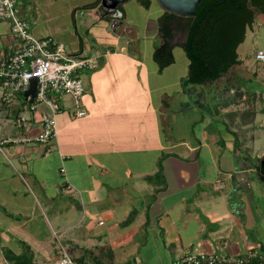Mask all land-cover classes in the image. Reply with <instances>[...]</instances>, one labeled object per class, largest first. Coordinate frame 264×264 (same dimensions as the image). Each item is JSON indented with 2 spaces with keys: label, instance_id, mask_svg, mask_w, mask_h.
<instances>
[{
  "label": "crops",
  "instance_id": "obj_1",
  "mask_svg": "<svg viewBox=\"0 0 264 264\" xmlns=\"http://www.w3.org/2000/svg\"><path fill=\"white\" fill-rule=\"evenodd\" d=\"M27 2L23 1L21 11L32 34L56 39L53 34H43L42 30L33 28L35 23L29 21L28 12H25ZM88 4L80 6L81 12H78L80 8L71 6L66 15L78 19L80 13L78 27L85 24V32L91 30L93 38L99 36L101 39L102 34L105 35V26H94L100 25L105 17H102L98 6L84 8ZM261 23L264 24V19ZM125 28L135 32L121 26L118 34L128 39L137 38L136 34L135 38L127 34ZM175 39L174 34L173 46L181 47ZM65 41L77 52H90L98 46L94 39L88 42L76 38ZM9 43L8 25L0 23V57ZM102 52L96 57L98 68L85 72V90L81 98L85 111L83 117L77 120L71 117L66 98V101L62 100L61 111L56 117L58 137L55 142L2 147L0 154L7 163L0 162V219H11L13 231H18V235L21 232L33 233L32 224L42 214L64 217L58 212L59 208L51 205L59 194L89 222L86 221L82 229L78 225L77 230L65 227L58 231L52 227L48 229L39 221L37 241L55 251L51 235L56 234L64 245L69 246L70 250L65 245L69 254L79 256L85 249L102 246L106 241L103 234L90 235L91 241L97 245L87 246L84 244L87 243L85 238H89L86 233L95 224L103 226L108 223L110 241L104 245H108L115 254L118 240L129 244V235H133L136 228L148 224L145 217L147 209L143 204L138 208L136 203L145 199L149 201L152 197L150 202L159 201L164 208V213L159 215L158 226L166 235L165 243L172 255L170 264H177L179 255L186 249L225 256L252 251L264 258V244H229L224 238L234 229L242 236L244 228L250 229L257 223L248 200L255 192V178L264 180V159L254 158L250 148L241 146L236 140V131L231 130L238 116L247 115V124L263 112L258 106L259 102H264V92L260 91L263 90V82L257 76V69L248 73L241 63L238 65L242 67L241 71L232 75L228 71L227 75L201 86L184 80L187 71L177 76L174 82H162L160 80L174 63L158 74L156 64L147 68L139 52L130 55L124 47L116 51L115 42L108 44ZM169 75L172 79L175 77L172 73ZM226 76L230 78L226 79ZM245 78L255 79L260 92L254 89L251 93L250 85L245 88L241 84ZM196 112H200L198 133L192 130L193 122L184 123L190 114ZM215 121L217 127L209 129ZM5 122L0 120L1 138L9 132ZM175 128H185V133L178 140L171 138ZM127 154L137 156L135 160L141 158V162L136 161L141 166L133 168L134 160H127ZM161 157L162 162H156ZM158 168L163 172L160 183L164 181L165 184L161 190L155 181H151ZM126 180L130 182L128 190L123 187ZM28 185L35 199H31L27 192ZM65 187L69 188L68 191L73 190L76 198L62 189ZM103 192H116L120 197L111 198L110 195L108 200L103 199ZM102 202L104 204L98 207ZM97 211H104L102 217L107 219L96 216ZM117 215L125 218L117 222ZM126 220L127 224L123 225ZM6 233L7 230L0 229V239L11 242ZM26 239L28 243L23 238L18 242L29 245L32 264H48V259L35 254L43 247L37 250L30 245L27 236ZM3 248L0 247V264H8L1 252ZM21 251L17 246L12 253L17 255ZM135 261L130 259L128 264Z\"/></svg>",
  "mask_w": 264,
  "mask_h": 264
},
{
  "label": "rangeland",
  "instance_id": "obj_2",
  "mask_svg": "<svg viewBox=\"0 0 264 264\" xmlns=\"http://www.w3.org/2000/svg\"><path fill=\"white\" fill-rule=\"evenodd\" d=\"M92 0H28L27 2V10L25 11L26 14L28 12V18L29 21L34 22V27L35 29H40L42 30L43 34H53V36L59 40V42L63 43L66 46L70 47V43H68V39L71 38H76V39H82L86 40L87 42L90 41L91 39H94L95 42L97 43V48L94 50H91L90 52H87V55L96 58L99 56V53L104 51V49L107 48L108 44H114L116 43V51H119L120 47H124V51H128L130 55L132 53L139 52L143 61H145V65L147 68H153L155 63L151 59V53L152 50L155 46L159 45V38H158V33H157V18L161 15L163 10L159 6L157 0H150L149 7L146 9L144 8L137 0H127L123 4H121L120 9H121V14L123 16L122 19L119 20V22L112 27L111 19L104 18L102 19L103 22H100V25L98 24L97 26L94 27H100L102 25L105 26L104 32L105 35L102 34V38L99 39V36H96L97 39L93 38L92 31L87 30L86 32L84 31V25L83 27L81 26L80 28L78 27L77 23L80 21L81 15L79 13L78 19L73 16H68L67 14V9H69L71 6H73V9H76L77 7L81 9L80 6L84 4H88ZM49 4H52V6H49ZM31 7V9L29 8ZM79 10L78 12H81ZM24 12V13H25ZM102 23V24H101ZM91 24V23H90ZM96 24V23H95ZM78 27L77 30H75V27ZM120 26L124 27H129L135 30L136 34V39H128L126 36H121L118 34ZM98 30V29H95ZM34 31V30H33ZM54 31V32H52ZM175 43L179 44V41L182 38V33L176 32L175 33ZM64 38V39H62ZM94 46V45H93ZM264 49V24L261 23V19L258 18L255 20V23L252 27V29H247L246 30V36L244 41L238 46L237 48V54L239 59L242 61L243 65L247 69L248 73L254 72L255 69H257V76L261 78L263 82V90H260L261 93L264 92V65L256 62L254 60V51L256 50H261ZM103 53V52H102ZM173 57H174V64L172 65V68L169 70L168 73L164 75V77L160 80L162 82H174L175 78L181 74H185L187 71V65H188V60L182 51L181 47L178 45L173 46ZM242 67L241 66H233L229 71L228 74H233L235 72L241 71ZM170 73L173 74V79L170 77ZM86 74L83 72L81 75L82 83L83 86H85V80H86ZM227 75V74H226ZM172 81H171V79ZM230 76H226V79H229ZM256 80L253 78H245L241 81V84L246 88L250 90L251 93L254 92V89H256L257 92L259 85L256 86ZM183 83V82H182ZM260 87V88H262ZM85 88V87H84ZM85 90V89H84ZM264 97V94H262ZM253 97V96H251ZM259 98V96H258ZM63 100L66 101V98ZM262 109V113H258L254 119V121H249L246 124L247 121V115H242L238 116L235 119V126L231 129L232 131L238 132L240 129H242L240 132L236 133L237 136V141L240 143L241 146L248 147L252 151V156L259 157L261 159H264V102H259V105ZM66 110L68 107L65 108ZM208 111L210 110L209 107L206 108ZM12 114H14V110H11ZM207 111V112H208ZM200 115V112L192 113L190 116L184 120V123L193 122L195 125L193 127V132L198 133L197 131L201 128V125L198 122V117ZM207 115V114H203ZM81 118V117H80ZM78 118H75L77 120ZM5 121V120H3ZM216 122H212V125H209V129L213 128L214 129L217 127ZM220 122V121H219ZM5 126L9 129V132L2 137H8V136H14V135H19L20 131L18 129H15V125L13 121H6ZM182 126V125H181ZM180 127V126H179ZM187 127V126H186ZM237 127V128H236ZM213 129V130H214ZM182 133H185V128H175V131L171 134V138L176 137L177 140L179 136L182 135ZM210 133V131H208ZM2 135V128H1V123H0V138ZM30 144H23L21 146H28ZM31 145H40L37 143H33ZM12 147H19L20 145H8ZM157 153V152H156ZM158 154V153H157ZM127 160H134V163L132 167L137 168L140 167L141 164L136 162L139 161L141 162L142 159L139 158L138 160H135L137 156L127 154ZM0 162H5L7 163V160L4 158L3 155L0 154ZM156 162L161 163L162 162V157L159 159H156ZM160 169V168H158ZM158 171V170H157ZM160 175L155 174V176L152 177L151 181H155L157 185L159 186L160 190L164 189V181H162L161 177L163 172L160 170L159 171ZM98 176V174H96ZM47 178H50V175H47ZM255 192L253 196H249L248 203L251 205L253 211H254V216L255 220L257 223L250 229L244 228L243 230V235H239L236 229L232 231V233H229L226 235L224 238L230 243L237 242L236 244L240 245L243 242H260L264 244V180L263 179H258L255 178ZM123 187L125 190H128L130 188L129 183L127 180L124 181ZM29 184V183H27ZM157 186V189H158ZM121 186V189L123 188ZM65 190L66 193H71L74 198H76V193L72 191H68V187L62 188ZM27 192L30 194L31 199H35V195L32 192V188L30 185L26 188ZM160 190L158 192H160ZM100 192V191H99ZM112 196L111 198H119L120 196H116L115 193H105L103 192L102 196L103 199H107L109 196ZM99 197H101L99 195ZM122 197H128L126 195H123ZM146 197V196H145ZM157 197H159L157 195ZM146 198L149 199L147 196ZM142 199V198H141ZM108 200V199H107ZM152 200L149 199L147 201L146 199L141 202H137L136 205H138V208H140V205H144L145 209H147L145 212L146 220L148 224L144 227L141 228H136L135 232L133 235H129V238L131 242L127 244L126 242H123L121 240H118V245L115 247V262L114 264H128L130 259H135L136 263H131V264H170V259L172 258V255L169 253L168 248L165 243V234L161 231L159 228V215L164 213V208L160 205V202H150ZM39 203V201H37ZM104 203L102 202L101 205L99 204L98 207L102 206ZM52 206H56L59 208L58 212L62 213V216L64 217H50L48 213H44L41 215L40 218H37L35 220V224L33 226V233L29 232L28 234H25L21 232L20 235H18V231H13V227L11 226V219H0L2 222V225L0 224V229L4 228V230H7V236L11 242H4L0 239V247H4L1 252L7 250L8 248L11 252H15L16 247L19 246L20 249L26 245L29 247L27 244V239L26 236L30 239V245L34 247L35 249L38 248L43 249L36 255H42L46 259L49 260L48 264H54V260L56 259V253L55 251L52 250L51 247H44L42 242L37 241L36 236L38 235V232L40 231V226L39 221L41 223L49 228H54L60 231L61 229L65 227H70V229H75L77 230L78 225L84 227L86 221L89 222V220L85 217H82L81 212L77 211L72 207V203L65 198H60V195L57 194V198L53 203H51ZM134 205V204H133ZM191 206V205H189ZM67 212V213H66ZM104 214V211H97L96 216H99L101 218H104L103 220L107 219L105 217H102ZM1 218V217H0ZM125 217H120L116 216V221L119 222L123 220ZM3 220V221H2ZM81 221V222H80ZM223 223V222H222ZM218 225V224H217ZM109 225L108 223L99 226L95 224L88 232L86 233V236L89 238H85L87 240V246H92V245H97L93 243L90 239V235L93 234H103L106 241H110V236L107 233ZM130 229V227H129ZM128 229V230H129ZM126 230V229H125ZM124 230V231H125ZM80 231V230H79ZM51 232V231H50ZM81 232H84L81 231ZM51 240L54 241V238L57 235L52 234L51 235ZM127 236V235H126ZM58 237V236H57ZM67 234L64 236V239L66 240ZM24 239L26 240L23 243L18 242V239ZM34 238V239H33ZM59 239L60 236L58 237ZM222 239H220L221 242ZM226 241V242H227ZM62 242V241H61ZM104 242H102V246L104 245ZM133 243V244H132ZM69 249V246L65 244ZM64 245V246H65ZM22 247V248H21ZM70 250V249H69ZM129 259V260H127ZM7 262V261H6ZM8 263V262H7Z\"/></svg>",
  "mask_w": 264,
  "mask_h": 264
},
{
  "label": "built area",
  "instance_id": "obj_3",
  "mask_svg": "<svg viewBox=\"0 0 264 264\" xmlns=\"http://www.w3.org/2000/svg\"><path fill=\"white\" fill-rule=\"evenodd\" d=\"M23 1L0 0V23L8 25L10 34V43L0 57V120L13 121L20 131L19 135L0 138V151L5 145L55 142L56 117L63 98L68 99L71 117H83L81 74L99 66V60L85 51H73L49 35L35 37L22 14ZM253 55L256 62L264 65V49L254 51ZM33 79L34 95L24 96ZM54 250V264H80L57 236ZM177 264H264V258L252 251L225 256L186 249Z\"/></svg>",
  "mask_w": 264,
  "mask_h": 264
},
{
  "label": "trees",
  "instance_id": "obj_4",
  "mask_svg": "<svg viewBox=\"0 0 264 264\" xmlns=\"http://www.w3.org/2000/svg\"><path fill=\"white\" fill-rule=\"evenodd\" d=\"M137 1L144 8L149 7L150 0ZM120 5L117 8L121 12ZM97 6L100 8V0L84 8ZM258 18L264 19V0H201L195 13L189 17L163 11L157 18L160 42L153 48L151 55L157 66V73L160 74L164 68L174 63V34L180 32L183 36L187 30L181 47L188 60L184 80L188 84L199 86L218 80L233 66L242 63L237 48L244 41L246 30L252 29ZM160 170L158 169L157 175H160ZM127 222L128 220L123 222V225ZM3 256L8 264H32L33 259L32 252L26 245L17 255L7 249L3 251ZM70 256L80 264H114L115 260L114 251L108 245L85 249L79 256Z\"/></svg>",
  "mask_w": 264,
  "mask_h": 264
},
{
  "label": "water",
  "instance_id": "obj_5",
  "mask_svg": "<svg viewBox=\"0 0 264 264\" xmlns=\"http://www.w3.org/2000/svg\"><path fill=\"white\" fill-rule=\"evenodd\" d=\"M126 1L127 0H100L99 10L102 14V17L111 19L112 27H114L122 18V14L117 8V6L119 4H123ZM200 1L201 0H157L159 6L163 11L180 17H189L193 15ZM124 30L126 31L127 28H125ZM127 34L135 38V32L133 30L128 31ZM186 34H187V30L184 32L183 42L180 44L181 47H183L184 45ZM34 89H35V80L33 79L31 81L30 89L24 93V96H27L28 94L33 96Z\"/></svg>",
  "mask_w": 264,
  "mask_h": 264
},
{
  "label": "flooded vegetation",
  "instance_id": "obj_6",
  "mask_svg": "<svg viewBox=\"0 0 264 264\" xmlns=\"http://www.w3.org/2000/svg\"><path fill=\"white\" fill-rule=\"evenodd\" d=\"M184 35V34H183ZM183 42V36L181 38V40L179 41V44H181Z\"/></svg>",
  "mask_w": 264,
  "mask_h": 264
}]
</instances>
